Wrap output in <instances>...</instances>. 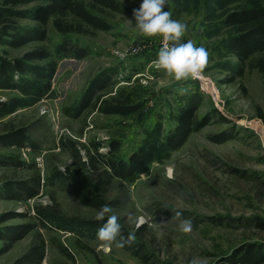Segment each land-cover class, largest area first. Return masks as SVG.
I'll list each match as a JSON object with an SVG mask.
<instances>
[{
  "label": "rangeland",
  "instance_id": "1",
  "mask_svg": "<svg viewBox=\"0 0 264 264\" xmlns=\"http://www.w3.org/2000/svg\"><path fill=\"white\" fill-rule=\"evenodd\" d=\"M229 1L168 0L164 8L172 19L187 25L182 41L192 40L210 54L202 74L183 82L189 89L184 96L175 91L180 85L152 63L163 38L140 36L134 28L133 9L139 8L142 0L122 1L120 13L105 12L112 25L108 32L64 36L51 19L45 26L44 41L16 49L0 45V59L14 62L44 49L57 65L49 93L0 119V136L24 129L33 143L22 148L0 144V220L5 215L20 216L0 224V231L34 226L0 255V264H14L41 245L45 257L39 264H189L194 256L202 258L203 264H220L242 245L264 243V52L244 63L233 55L230 31L221 22L226 7L230 8ZM14 22L40 26L30 19ZM66 42L86 49L88 55L77 59L59 54L58 46ZM49 62L31 64L43 67ZM120 74H124L122 79ZM104 76L111 86L107 99L130 96L135 105H142L141 110L128 117L94 110L79 118L66 115L65 110L80 102L90 82ZM18 96V91L0 90V101ZM193 104L198 105L197 117L211 115V122L193 133L181 149L168 155L161 152V161L134 181L104 174L105 158L110 159L114 145L119 148L115 156L128 161L145 141H164L180 112ZM223 132H229L233 139L223 144L213 142V136ZM97 145L103 158L94 153ZM80 162H86L87 171L101 181L100 192L119 216L122 234L136 235L145 227L141 239L136 235L142 258L125 247L105 248L96 234L79 236L60 230L54 223L42 224L37 218V209L42 208L73 220H96L98 210L81 205L71 183L55 176L68 175ZM169 168L174 179L167 177ZM34 176L41 180L36 197H2L6 183L29 182ZM174 210L192 221L190 234L178 231ZM130 215L133 221L144 217L148 222L137 229L129 222ZM137 245L131 246L137 250ZM3 246L0 241V249Z\"/></svg>",
  "mask_w": 264,
  "mask_h": 264
},
{
  "label": "trees",
  "instance_id": "2",
  "mask_svg": "<svg viewBox=\"0 0 264 264\" xmlns=\"http://www.w3.org/2000/svg\"><path fill=\"white\" fill-rule=\"evenodd\" d=\"M124 0H0V45L9 48H21L31 42L44 41L46 39L45 26L53 19L55 29L64 36L93 35L95 32H108L112 25L103 15L107 11H122L121 2ZM179 2V0H173ZM32 9H21L23 6L33 5ZM229 9L222 18V25L230 31V47L233 55L244 63L254 55L264 52V0H230ZM227 5V6H228ZM30 19L37 22L38 27L19 26L14 20ZM59 54H71L77 59L85 58L87 50L77 45L66 42L58 46ZM50 60L46 66H34V61ZM57 65L51 59L47 50H35L24 55L22 59L14 62L0 59V90L18 91L20 96L12 97L6 101H0V119L14 114L20 108L28 107L36 103L45 93L52 89V80L56 74ZM264 75V63L261 67ZM19 77V82L16 78ZM108 77L95 78L86 88L80 102L65 110L66 115L79 118L88 110L105 115H117L128 117L139 112L142 105L132 101L130 96H111V87ZM198 105L187 106L176 118V126L169 132L164 141H145L128 161L118 159V145L113 146L110 159L105 158L107 170L104 174L120 181H134L143 174H148L150 166L160 162L161 152L166 155L181 149L189 137L204 129L211 122V115L199 119L197 117ZM233 139L229 132H223L213 136V142L223 144ZM0 144L5 148H22L26 144H33L25 130H11L0 136ZM97 157L99 146H95ZM92 158L91 161H93ZM80 161V160H79ZM105 163V162H104ZM21 164V163H20ZM86 162H80L79 167L68 175L56 173L55 176L69 181L73 187L76 200L83 206L99 210L107 202L100 192L101 181L95 179L86 169ZM3 198L19 200L24 194L31 199L36 197L41 188L39 177H32L31 181H19L6 183ZM16 187V188H15ZM15 188V189H14ZM15 190V191H14ZM17 214L5 215L0 224L19 218ZM37 218L42 224L47 222L57 224L60 230L82 236L84 232L96 234L103 221L73 220L62 217L48 209H37ZM30 224L6 227L0 231V241L4 246L0 249V255L4 254L17 241L23 239L33 230ZM144 229L139 228L136 235L141 239ZM134 244H138L135 241ZM135 256L142 258L139 245L125 246ZM44 246L33 248L22 256L14 264H39L44 260ZM220 264H264V243H248L236 249Z\"/></svg>",
  "mask_w": 264,
  "mask_h": 264
},
{
  "label": "clouds",
  "instance_id": "3",
  "mask_svg": "<svg viewBox=\"0 0 264 264\" xmlns=\"http://www.w3.org/2000/svg\"><path fill=\"white\" fill-rule=\"evenodd\" d=\"M167 3L168 0H142L139 8L133 9L134 28L140 36L156 37L159 35L163 38V44L152 63L157 70H162L166 76L171 77L180 85L175 91L178 95L184 96L188 94L189 89L183 86V82L195 79L202 74L209 62L210 54L205 47H197L192 40L182 41L188 30L187 25L172 19L170 11H164ZM127 21L132 25L131 20ZM123 75L120 74V79ZM167 177L174 179L171 168L167 170ZM174 213V218L179 221L178 231L190 234L193 230L192 221L184 218L180 210H174ZM95 219L103 221L97 229L96 237L103 242L105 248L110 249L114 246L122 249L135 243V232H130L127 236L122 234L123 226L120 218L113 212L110 205H102L96 212ZM128 219L130 223H135L137 229L148 222L144 217L133 221L131 215ZM189 264H203V260L194 256Z\"/></svg>",
  "mask_w": 264,
  "mask_h": 264
}]
</instances>
